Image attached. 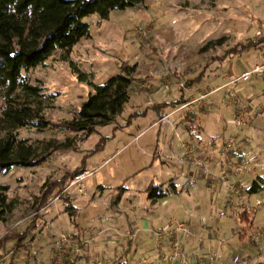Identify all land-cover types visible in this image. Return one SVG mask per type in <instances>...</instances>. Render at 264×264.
<instances>
[{
  "label": "rangeland",
  "instance_id": "rangeland-1",
  "mask_svg": "<svg viewBox=\"0 0 264 264\" xmlns=\"http://www.w3.org/2000/svg\"><path fill=\"white\" fill-rule=\"evenodd\" d=\"M84 21L89 37L25 73L44 97L19 90L16 100L21 107L41 108L55 125L81 121L79 112L95 87L134 67L131 100L111 124L96 127L89 137L59 126L17 131L20 141L35 148L36 165L0 173V186L8 187L9 201L16 205L0 219V238L8 233L24 236L22 244L15 239L0 249V264H51L53 256L52 264H86L87 249L94 251L89 264H112L120 258L135 264L147 253L156 257L160 238L152 233L166 239L175 222L189 226L195 247L202 239L204 248L198 251L210 264H242L247 254L264 257L252 242L262 232L263 211L255 203L264 195H250L258 218L254 224L242 222L241 209L231 207L237 197L222 180L224 169H211L206 152L214 142L218 151L226 142L236 143L238 155L249 150L245 139L254 140L244 135L248 125L232 123L241 105L249 107L248 117L252 112L264 125V78L252 76L213 92L262 65L264 43L241 56L220 58L238 44L264 39V0H144L111 11L107 18L94 14ZM73 66L89 80L81 81ZM230 71L233 77H227ZM156 75L159 80L153 81L150 76ZM197 78L198 83L188 85ZM163 85L168 96L152 97L161 108H149L144 101L150 89ZM232 90L235 99L228 95ZM1 95L0 90V120L6 107ZM171 101L179 104L171 106ZM185 102H190L188 108L177 110ZM173 110L174 116L163 120ZM104 138L109 139L105 147L95 153ZM193 156L210 169L195 167ZM85 157L86 172L93 175L71 187L75 176L41 207L46 189L72 174ZM259 170L264 176V164ZM151 184L164 190L174 184L178 193L159 199L154 207ZM70 207L77 213L70 215ZM243 231L248 235L242 239ZM81 242L85 248L79 253Z\"/></svg>",
  "mask_w": 264,
  "mask_h": 264
},
{
  "label": "trees",
  "instance_id": "trees-1",
  "mask_svg": "<svg viewBox=\"0 0 264 264\" xmlns=\"http://www.w3.org/2000/svg\"><path fill=\"white\" fill-rule=\"evenodd\" d=\"M143 2L144 0H0V90L1 99L6 102L0 120V173L17 165H36V150L27 141L19 140V129L29 128L45 132L59 126L49 122L41 108L21 107L16 100L19 90L39 98L44 97L41 88L30 85L29 77L25 73L45 65L57 51L70 52L83 38L89 37L90 26L84 21L85 18L94 14L107 18L111 11L126 10ZM263 43L264 39L238 44L219 58L224 61L227 57L241 56ZM73 68L81 81L89 80L88 75L75 66ZM134 70L133 67L127 75H119L105 85L96 86L95 93L82 105L79 112L81 121L64 123L59 127L71 133L86 132L89 137L96 132V127L111 124L113 117L120 116L130 101V88L133 83L130 76ZM200 79L189 81L188 85L193 86ZM175 104H179L178 101L170 105ZM97 120H101V123H93ZM2 133L5 136H2ZM107 140L109 139H102L94 152L102 150ZM238 157L239 161L245 159L243 154ZM87 158H83L81 166L72 174L52 184L50 188L48 185L45 187L49 189H46L41 199V207L46 206L55 196L53 192L56 188L66 187L75 176L88 171ZM8 190L7 186H0V219L6 212L15 210V201H9ZM148 191L150 199L156 203L159 199L167 197L170 190L151 184ZM263 192L264 179L261 177L246 191L249 196ZM69 209L70 215L76 214L75 207ZM239 218L242 222L248 221V212H241ZM15 239L19 240L20 245L24 236L10 233L4 235L0 238V249ZM112 264L129 262L120 258Z\"/></svg>",
  "mask_w": 264,
  "mask_h": 264
},
{
  "label": "crops",
  "instance_id": "crops-1",
  "mask_svg": "<svg viewBox=\"0 0 264 264\" xmlns=\"http://www.w3.org/2000/svg\"><path fill=\"white\" fill-rule=\"evenodd\" d=\"M264 63V59L262 61V64ZM247 72V71H244ZM242 72V74L244 73ZM150 75V74H149ZM227 75V74H226ZM230 75V76H229ZM229 75H227V77H233L234 73L232 71L229 72ZM151 79L154 80H159V78L157 77V75L153 78L150 76ZM230 83L216 89L213 92H217L219 93L223 87L229 85ZM166 87H164V85L162 87H154L153 89H150V94L149 96L146 98V100L144 101L145 104H147V106L150 107H157V108H161L158 107L156 102H154L153 100V96L155 95L156 97H163V96H168V91L165 89ZM191 89V88H190ZM132 90V89H131ZM132 92H130V100L132 97ZM148 95L147 93L145 94V96ZM175 102V101H171ZM166 103V101H163L162 103H159L160 105ZM189 103H183L177 110H179L181 108L182 109H186L188 108L187 106H189ZM162 106V107H163ZM176 110H173V112H171L170 114H168L167 116H165L163 118V120H167L170 119L172 116H174ZM254 113L251 112L250 117H248V122H247V128L245 130V134L244 135H249L253 138V142L251 143V147L248 149H242V154L244 155V160L248 161V169L245 173L241 174L238 177V184L241 187V192L240 195L237 197V199L235 200L234 204L231 205V207L234 206H238L241 209V212H248V217L249 220L245 221L248 224H254L258 218V212H253L252 208L250 207V196L246 193V191L250 188V186L254 183V181L256 179H258L259 177L264 179V176L260 173L261 170L260 166L264 164V125L257 122L258 118L255 117V115H253ZM233 122V121H232ZM157 123V122H156ZM155 123V124H156ZM232 129V128H231ZM230 138L231 136H233V129L232 131H230ZM190 141V140H189ZM184 142H186L184 140ZM228 142H226L227 144ZM188 145V144H187ZM211 146H207L206 152L209 153L207 156V160H208V164L210 165L211 169H216V170H223L229 167H234L238 162H239V155L236 153H227V155L223 156L222 155V150L218 151V147L216 145V143H210ZM183 146V144H182ZM252 150V151H250ZM206 160V159H205ZM238 161V162H237ZM170 190L169 191V195L171 193L173 194H177L178 193V189L176 187V185L172 184L170 186ZM264 194V192H263ZM260 194V195H263ZM168 195V196H169ZM154 207H156L158 204L157 202H153ZM167 205V203H164ZM60 212V211H59ZM75 213H77L76 211H74ZM69 213V212H68ZM263 217H264V212H263ZM57 220V219H56ZM56 220H52V222H55ZM262 224V227L260 228V230L262 231L264 229V224ZM187 225V224H186ZM146 231H149V228L146 226ZM170 234V233H169ZM77 235V234H76ZM133 235H137V233L133 234ZM248 235L247 231H243L242 233H240V237L243 239L244 237H246ZM152 237L156 238L159 237L160 240L159 244H158V249H160L156 255V257H151L149 256L150 254L147 253L144 255L145 259L143 261H138L135 264H168V261L170 259V257L172 256V237L171 235L166 238V239H162L161 235H158L156 233H152ZM188 239V240H186ZM186 240V241H185ZM109 241L111 243H115V240L109 238ZM264 240H262L263 242ZM117 243V242H116ZM182 251L188 256L189 260H193V261H201L204 263H211L212 262V257H211V261L208 262L204 259V257L202 256V252L200 253V251H198L199 249H203L204 248V244L202 239H197L196 243L201 246V248L195 247V242L193 240V237H191V234L189 236H184L182 237ZM262 249L259 248V252L260 255H262V253L264 252V246L261 245ZM80 251L79 253H81V251L83 250L84 247V243L81 242V244L79 245ZM130 251V250H129ZM85 258L87 260L86 264L90 263V255L94 254V251L92 249L90 250H86L85 252ZM152 255V254H151ZM154 256V255H152ZM7 258V257H6ZM54 258V256H53ZM53 258L51 260V264L53 262ZM78 258H80L78 256ZM236 257L234 258L235 261ZM3 261V260H2ZM235 263L238 264V262L235 261ZM242 264H264V257L260 256V257H256V256H251L249 254L245 255V257L242 260Z\"/></svg>",
  "mask_w": 264,
  "mask_h": 264
},
{
  "label": "built area",
  "instance_id": "built-area-1",
  "mask_svg": "<svg viewBox=\"0 0 264 264\" xmlns=\"http://www.w3.org/2000/svg\"><path fill=\"white\" fill-rule=\"evenodd\" d=\"M260 35V33H258ZM252 76H258L259 78H264V63L260 66H256L252 71L244 72L241 77L232 80L229 85H237V83L240 80L248 81ZM228 85V86H229ZM227 87V86H225ZM223 87V88H225ZM222 88V89H223ZM233 91V90H232ZM229 97L236 98V95L233 92H229ZM249 113V107L247 105H241L240 108L235 112L233 125L239 128H243L247 125V117ZM247 143H252L251 139H245ZM237 146L235 142L227 143L223 150L222 155H227V153H236L239 154L240 151L238 149L236 150ZM239 152V153H238ZM191 151H186L185 155L190 156ZM194 158V166L200 169H203L205 171H208L210 168L206 165H204L200 160L196 161V158ZM248 161L243 160L241 162H238L234 167L226 168L222 171L223 173V182L225 185H227L229 191L231 192L232 197H238L241 192L240 185L236 182V179L243 173H245L248 169ZM93 173L91 172H85L83 174H80L76 176L71 183V187H76L82 184L87 178L91 177ZM255 207L262 210L264 212V196L259 197L256 200ZM176 228L170 232V235L172 237V256L170 257L168 264H210V263H204L201 261H193L189 260L188 256L182 251V237L189 236L191 234L190 228L185 223H178L175 222ZM264 240V229L259 235H254L252 237V242L257 245L258 248L262 249L261 242ZM64 241H68L67 239H64ZM62 243V242H61ZM63 244V243H62ZM59 250H62V246L59 245ZM57 258V257H56ZM146 264V263H143Z\"/></svg>",
  "mask_w": 264,
  "mask_h": 264
}]
</instances>
